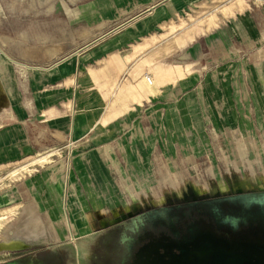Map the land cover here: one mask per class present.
<instances>
[{"label":"rangeland","instance_id":"obj_1","mask_svg":"<svg viewBox=\"0 0 264 264\" xmlns=\"http://www.w3.org/2000/svg\"><path fill=\"white\" fill-rule=\"evenodd\" d=\"M104 46L121 63L135 61L131 78L145 83L133 90L135 104L156 111L154 123L124 135V148L104 150L114 165L100 150L60 153L65 194L52 208L21 190L10 196L31 166L0 170V264L33 248L67 251L70 264H96L94 246L114 226L144 217L168 222L195 199L264 191V0H0V123L20 108V87L37 94L36 85L63 63L76 64L81 87L90 76L99 89L120 80V67L104 72L102 62L84 73L85 57ZM193 77L197 97L142 104ZM163 109L173 111L164 121ZM128 142L144 150H129ZM140 151L141 163L132 157Z\"/></svg>","mask_w":264,"mask_h":264},{"label":"crops","instance_id":"obj_2","mask_svg":"<svg viewBox=\"0 0 264 264\" xmlns=\"http://www.w3.org/2000/svg\"><path fill=\"white\" fill-rule=\"evenodd\" d=\"M174 8H176L175 5ZM207 30L208 28L205 31L191 32L187 35L189 41H193L196 36ZM115 50L113 46H104L85 57V74H88V69L98 70L95 68L98 62L103 63L100 70L104 72L110 73L116 70L117 66L122 71L120 80L118 77L113 81L109 79L105 84L100 85V89L91 76L84 79L85 86L81 87L77 76L73 74L76 64L73 65L70 62L57 66L50 77H43L41 85L35 87L37 94L28 96L24 91L28 92L30 87H27V90L20 87V108L6 117L5 123H0V170L24 163L23 167L31 166L30 168L34 171L28 173L29 175L20 183L11 184L9 192L11 197L17 189L25 194L27 200L28 197L40 200L45 208L59 205L65 194L66 181L58 171L60 153H69L71 149L77 147L85 150L93 149V152L100 150L99 152L104 154L102 159L114 165L116 163L113 157L109 153L107 158L104 150L112 152L114 149L124 148V135L128 132L132 133L131 130L134 129L137 131V126H149L152 122L154 123L156 111L142 112V109L139 110V106L135 104L138 103V94L133 90L139 91V87L145 86L144 81L131 78V70L136 69L135 61L123 60L121 63ZM122 58L126 60V57ZM193 78L195 81L185 78L178 80L175 84L164 86V89L160 91L163 94L159 93L157 97L150 94L141 95L147 96L142 98V104L151 101L181 103V101L197 97V90H195L197 79ZM157 80L161 82L162 77L158 75ZM102 88L106 89L101 90ZM114 95L120 99L114 100ZM164 107L168 108V106ZM171 111L172 109H163V121L169 117L167 115ZM0 120L3 121L2 118ZM130 143L128 142L127 147L129 150H144ZM141 151L139 156L138 154L132 156L140 160V163L144 161ZM68 156L66 159L70 160ZM102 159H97L98 164ZM41 160L45 162L40 164ZM121 160L126 162L122 157L119 161ZM33 162L37 163L32 167ZM132 162L130 161L129 164L135 163V161ZM83 187L86 196L94 200V194L89 190L87 193L84 182Z\"/></svg>","mask_w":264,"mask_h":264},{"label":"flooded vegetation","instance_id":"obj_3","mask_svg":"<svg viewBox=\"0 0 264 264\" xmlns=\"http://www.w3.org/2000/svg\"><path fill=\"white\" fill-rule=\"evenodd\" d=\"M222 194L183 204L172 221L110 228L94 246L96 264H264V191ZM66 252L33 248L2 264H70Z\"/></svg>","mask_w":264,"mask_h":264},{"label":"built area","instance_id":"obj_4","mask_svg":"<svg viewBox=\"0 0 264 264\" xmlns=\"http://www.w3.org/2000/svg\"><path fill=\"white\" fill-rule=\"evenodd\" d=\"M146 81H147V83H148L149 85H152V83H153V79H152V77H150L149 75H146Z\"/></svg>","mask_w":264,"mask_h":264},{"label":"water","instance_id":"obj_5","mask_svg":"<svg viewBox=\"0 0 264 264\" xmlns=\"http://www.w3.org/2000/svg\"><path fill=\"white\" fill-rule=\"evenodd\" d=\"M29 247H27V248H25V249H22L21 251H24V250H26V249H28ZM0 251H4L3 249H1V245H0ZM17 252H19V251H17Z\"/></svg>","mask_w":264,"mask_h":264},{"label":"bare ground","instance_id":"obj_6","mask_svg":"<svg viewBox=\"0 0 264 264\" xmlns=\"http://www.w3.org/2000/svg\"><path fill=\"white\" fill-rule=\"evenodd\" d=\"M26 233V232H25ZM43 235V234H42ZM29 236V235H28ZM39 236V235H38ZM38 236H36V238L38 237ZM8 237V236H7ZM31 238V237H30ZM28 239V238H27ZM13 241V240H12ZM19 241V240H18ZM19 250V249H18ZM14 251V250H13Z\"/></svg>","mask_w":264,"mask_h":264}]
</instances>
